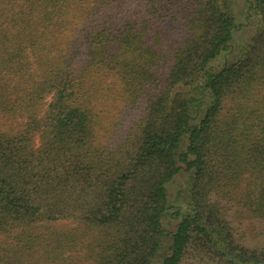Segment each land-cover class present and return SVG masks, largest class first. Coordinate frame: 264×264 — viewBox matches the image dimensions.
Returning <instances> with one entry per match:
<instances>
[{
	"label": "trees",
	"instance_id": "16d2710c",
	"mask_svg": "<svg viewBox=\"0 0 264 264\" xmlns=\"http://www.w3.org/2000/svg\"><path fill=\"white\" fill-rule=\"evenodd\" d=\"M244 1L257 27L212 70L233 0H0V264H264L237 234L264 221V0ZM109 99L129 113L103 143Z\"/></svg>",
	"mask_w": 264,
	"mask_h": 264
},
{
	"label": "rangeland",
	"instance_id": "374dc122",
	"mask_svg": "<svg viewBox=\"0 0 264 264\" xmlns=\"http://www.w3.org/2000/svg\"><path fill=\"white\" fill-rule=\"evenodd\" d=\"M134 0H130L133 2ZM232 12L236 17L237 24L240 25L238 30L234 33L233 41L231 42V48L222 53L221 56L210 63L212 70L219 69L222 64L233 61L241 53L243 46L248 42L249 38L254 33L257 27V18L249 11L247 15V4L244 0H233ZM109 80V78H108ZM102 84V81L100 82ZM114 92H116L117 84L109 86ZM181 88V87H180ZM128 109L123 107L120 101L115 99H109L98 107L97 116L99 125L97 126V139L101 142H108V138L112 131L116 129L118 122L125 117ZM125 119V118H124ZM14 122L4 119L0 116V130L7 131L13 126ZM184 176H177L174 181L168 183L167 194L169 202L176 204L178 202L177 194L186 187ZM177 220L171 218H165L162 221L163 227L167 230H172ZM238 236L243 238V243L251 247H264V221L250 220L244 221L239 227H237ZM184 264H193L191 259L185 260ZM209 264V263H208Z\"/></svg>",
	"mask_w": 264,
	"mask_h": 264
}]
</instances>
